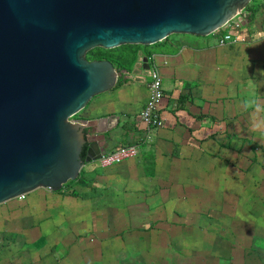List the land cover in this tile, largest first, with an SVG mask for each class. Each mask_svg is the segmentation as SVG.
Segmentation results:
<instances>
[{
  "label": "water",
  "instance_id": "obj_1",
  "mask_svg": "<svg viewBox=\"0 0 264 264\" xmlns=\"http://www.w3.org/2000/svg\"><path fill=\"white\" fill-rule=\"evenodd\" d=\"M251 1L0 0V204L58 191L105 152L112 136L73 117L122 71L91 49L210 35Z\"/></svg>",
  "mask_w": 264,
  "mask_h": 264
},
{
  "label": "crops",
  "instance_id": "obj_2",
  "mask_svg": "<svg viewBox=\"0 0 264 264\" xmlns=\"http://www.w3.org/2000/svg\"><path fill=\"white\" fill-rule=\"evenodd\" d=\"M244 14L246 19L240 25L206 36L172 34L171 46L154 47L152 55L165 91L159 110L162 127L150 131L140 118L148 90L137 75L148 78L149 57L141 53L131 72L121 70L126 81L95 96L85 113L74 119H88L112 136L105 152L118 145L137 144L139 154L101 170L98 160L86 163L81 171L87 182H76L62 191H71L76 197L82 194L87 198L79 199H91L93 204L110 188L126 199L140 196L142 202L118 207L124 212L147 210L134 213L137 225H157L159 221L165 225L167 219L151 213L161 208L174 212L178 199L182 211L191 203L200 210L204 203L200 193L219 196L221 207L223 191H236L233 184L242 177L244 166L253 164L254 132L264 133V6L252 19L249 11ZM227 32L234 34V40L222 45L219 39ZM109 116L116 118L109 120ZM257 144L264 146V142ZM39 189L48 188L30 192L31 197ZM10 201L14 200L4 203ZM32 201L37 202L34 197ZM190 208L195 209L192 204ZM233 208L226 211L237 219L230 212ZM2 258L3 254L0 264L13 263Z\"/></svg>",
  "mask_w": 264,
  "mask_h": 264
},
{
  "label": "rangeland",
  "instance_id": "obj_3",
  "mask_svg": "<svg viewBox=\"0 0 264 264\" xmlns=\"http://www.w3.org/2000/svg\"><path fill=\"white\" fill-rule=\"evenodd\" d=\"M252 140L253 164L244 166L236 191H223L221 207L219 196L200 193V210L191 203L195 209L190 204L182 211L178 199L174 212L151 213L167 219V226L137 225L134 213L147 210L118 207L142 202L140 196L126 199L110 188L93 204L82 194L79 199L71 191L39 189L0 204V256L12 264H264V146L257 144L264 142L263 131ZM232 206L237 219L226 211Z\"/></svg>",
  "mask_w": 264,
  "mask_h": 264
},
{
  "label": "built area",
  "instance_id": "obj_4",
  "mask_svg": "<svg viewBox=\"0 0 264 264\" xmlns=\"http://www.w3.org/2000/svg\"><path fill=\"white\" fill-rule=\"evenodd\" d=\"M245 19L246 17L244 11H242L223 28L231 27L232 25H240V23H243ZM233 35L234 34L232 32H227L222 35L219 39L220 44L223 45L228 41L234 40ZM238 40L244 41L245 38L239 37ZM148 60L151 64L148 68V78L145 79L143 75H137V77L145 81L148 90V99L140 114V118L143 123L146 124L147 129L152 131L153 129L164 125V119L159 114V110L165 97V91L163 87V77L156 64V56H149ZM138 154L139 149L137 144H122L108 152L103 153L98 159V162L101 167L108 168L125 160L135 158ZM26 195L27 194H22L19 198H24Z\"/></svg>",
  "mask_w": 264,
  "mask_h": 264
},
{
  "label": "trees",
  "instance_id": "obj_5",
  "mask_svg": "<svg viewBox=\"0 0 264 264\" xmlns=\"http://www.w3.org/2000/svg\"><path fill=\"white\" fill-rule=\"evenodd\" d=\"M263 6L264 4L261 3L259 0H252L245 10L251 13L250 18L252 19L256 16L257 12ZM169 41H170V37H167L166 39L160 42L150 45L125 44L111 49L96 47L88 52V57L90 59H109L114 63V65L119 70H125L131 72L133 65H135L139 59L141 51L145 50V55L147 57L152 56V54H154L155 52L153 50H150L151 45L154 47H159V46L167 47V46H171V44H169ZM125 81H126L125 77L123 75L120 76L116 86L122 85ZM76 182H79L81 184L83 182L85 183L87 182V178L82 171L78 179L68 181L63 186V188L58 191H62L65 188H69L71 185H73Z\"/></svg>",
  "mask_w": 264,
  "mask_h": 264
}]
</instances>
